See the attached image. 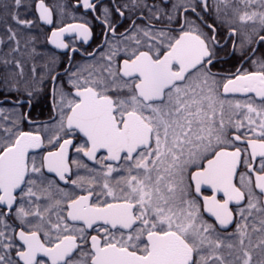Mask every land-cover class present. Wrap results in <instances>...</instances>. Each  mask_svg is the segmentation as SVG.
Instances as JSON below:
<instances>
[{
	"label": "snow or ice",
	"instance_id": "obj_1",
	"mask_svg": "<svg viewBox=\"0 0 264 264\" xmlns=\"http://www.w3.org/2000/svg\"><path fill=\"white\" fill-rule=\"evenodd\" d=\"M78 3L103 16L100 59L75 65L71 88L51 76L49 122L0 108V264H264V0ZM31 4L35 19L0 0V20L67 14L61 0ZM220 26L239 39L235 72L213 71ZM66 34L93 35L68 23L49 43L68 49ZM6 35L0 63L14 70L0 84L32 98L24 61L7 58L18 32Z\"/></svg>",
	"mask_w": 264,
	"mask_h": 264
},
{
	"label": "flooded vegetation",
	"instance_id": "obj_2",
	"mask_svg": "<svg viewBox=\"0 0 264 264\" xmlns=\"http://www.w3.org/2000/svg\"><path fill=\"white\" fill-rule=\"evenodd\" d=\"M25 7L19 9V13L22 18L35 19L38 16L35 8L31 4V0H24ZM49 4L53 3L54 0H46ZM66 7V13L64 16L54 15V24L47 25L40 22L38 25L32 28H26L17 26L10 19L7 18V23L0 20V39L4 40L3 44H0V58H3L10 50V45L14 46V42L7 40L6 29L11 26L15 31L18 32L20 43V52L12 53L7 58L9 60L20 59L24 61L26 73V79L30 81L36 88L34 96L29 98L23 91L20 93L9 91L3 84H0V108H3L7 114L12 112L26 113L33 121L36 122H49V117L53 114L52 108V87L53 82L51 80L52 75H58L57 84H63L65 88H71L68 83L67 73L75 71V65L85 66L93 64L96 60L100 59L102 49L100 45L104 41V33L106 28L102 23L103 16L101 11L92 12L91 10H85L79 6L78 0H61ZM123 0H103V5H111L113 3H122ZM147 15V13H145ZM99 16L100 19H96ZM128 13H125V18L115 14L113 19L118 21L116 28L117 34L124 33L129 28L131 20L126 18ZM132 19H137V16H133ZM89 22V26L92 30V38L85 43L81 38L75 34H66L64 41L69 45L68 49H58L53 44L49 43V37L51 32L57 28L62 27L68 23H80L84 21ZM211 23V19H209ZM137 23H141L137 19ZM108 39L115 43L120 39L119 35L112 37L108 34ZM217 39L221 42L222 50L219 52L221 62L213 68V71H220L222 74L227 72H235L240 66V54L237 50L235 56H230L229 53L232 51L233 42L239 44L238 37L229 38V30L226 26H220L218 28ZM25 41H28L27 48L25 47ZM32 49H35L33 52ZM77 49L78 51H72ZM87 53H94L93 56L87 55ZM264 53V47H261L259 54ZM30 54V55H29ZM123 53H121L122 55ZM71 58V62H70ZM55 59L53 64L51 61ZM35 67V73L32 72V68ZM245 68L249 67L248 64L244 65ZM14 70V64H9L7 69L3 63H0V75L6 71ZM19 100L21 103H17ZM25 130H28L30 125L27 121L23 123ZM62 186L63 182H61Z\"/></svg>",
	"mask_w": 264,
	"mask_h": 264
}]
</instances>
